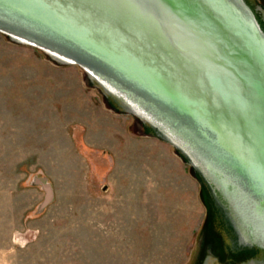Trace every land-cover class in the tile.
Wrapping results in <instances>:
<instances>
[{
	"label": "rangeland",
	"instance_id": "obj_1",
	"mask_svg": "<svg viewBox=\"0 0 264 264\" xmlns=\"http://www.w3.org/2000/svg\"><path fill=\"white\" fill-rule=\"evenodd\" d=\"M246 2L264 29V0ZM0 17L86 55L17 14ZM49 51L0 29V264H264L263 169L255 190L236 159L215 160L202 145L209 136L220 153L210 131ZM41 178L52 189L44 207Z\"/></svg>",
	"mask_w": 264,
	"mask_h": 264
},
{
	"label": "water",
	"instance_id": "obj_2",
	"mask_svg": "<svg viewBox=\"0 0 264 264\" xmlns=\"http://www.w3.org/2000/svg\"><path fill=\"white\" fill-rule=\"evenodd\" d=\"M0 8L41 31L62 35L92 59L0 17L1 30L47 51L60 50L64 56L49 52L81 64L92 75V67L101 70L172 119L176 114L210 131L221 151L211 148L204 133L208 140L203 134L200 139L209 154L218 161L227 155L236 159L253 178L254 189L262 186L264 29L246 0H0ZM150 122L198 164L170 135L174 133L155 119ZM40 181L44 207L52 200V189L44 178ZM257 204L264 207V202Z\"/></svg>",
	"mask_w": 264,
	"mask_h": 264
},
{
	"label": "trees",
	"instance_id": "obj_3",
	"mask_svg": "<svg viewBox=\"0 0 264 264\" xmlns=\"http://www.w3.org/2000/svg\"><path fill=\"white\" fill-rule=\"evenodd\" d=\"M204 187H202V192H203V195H204V189H203ZM206 223H207V225H208V227L210 228V219L208 220V221H205ZM205 223V224H206ZM209 230V229H208ZM207 235H208V237H209V239H213L215 242H217V246L219 245L220 246V242H219V239H218V234L215 232V231H212L211 229L207 232ZM211 239V240H212ZM214 246H215V248H216V251H218L219 252V250H218V248H217V246L215 245V244H213ZM246 251V250H245ZM247 251H249V249H247ZM244 252H240V253H238V254H236V255H240V254H243ZM236 255H234L233 254V256L234 257H236Z\"/></svg>",
	"mask_w": 264,
	"mask_h": 264
},
{
	"label": "flooded vegetation",
	"instance_id": "obj_4",
	"mask_svg": "<svg viewBox=\"0 0 264 264\" xmlns=\"http://www.w3.org/2000/svg\"><path fill=\"white\" fill-rule=\"evenodd\" d=\"M209 219H210V214L207 215L206 221H208ZM222 248H223V246H222ZM228 248L231 250L232 253H234V252H239V251L247 250L246 248H248V246H246V247H240V246L239 247L238 246L229 247L228 246ZM228 262H229V260H228Z\"/></svg>",
	"mask_w": 264,
	"mask_h": 264
},
{
	"label": "bare ground",
	"instance_id": "obj_5",
	"mask_svg": "<svg viewBox=\"0 0 264 264\" xmlns=\"http://www.w3.org/2000/svg\"><path fill=\"white\" fill-rule=\"evenodd\" d=\"M101 72H103V71H101ZM99 73V72H98ZM104 74V73H103ZM101 75H102V73H101ZM105 76V75H104ZM100 77V76H99ZM106 81H108V80H106ZM114 85V84H113ZM119 86V85H118ZM121 86V85H120ZM126 93V92H125ZM128 93V92H127ZM131 96V95H130ZM126 101H128V100H126ZM138 102V101H137ZM150 103V102H149ZM130 105V104H129ZM139 107H140V105H139ZM142 109V108H141ZM154 113V112H153ZM147 116V115H146ZM149 116V115H148ZM163 121V120H162ZM186 138V137H185ZM192 143V142H191ZM193 144V143H192ZM263 209V208H262Z\"/></svg>",
	"mask_w": 264,
	"mask_h": 264
}]
</instances>
